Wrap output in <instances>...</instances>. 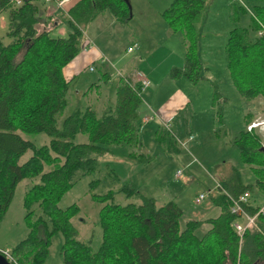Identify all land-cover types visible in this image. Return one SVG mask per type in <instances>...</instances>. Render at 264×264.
<instances>
[{"label": "trees", "instance_id": "1", "mask_svg": "<svg viewBox=\"0 0 264 264\" xmlns=\"http://www.w3.org/2000/svg\"><path fill=\"white\" fill-rule=\"evenodd\" d=\"M44 0H0V13L7 11L9 42L0 40V218L6 211L16 184L38 176V182L23 195L22 204L27 233L10 250L18 264H44L48 246L54 234L60 233L61 264H255L264 263V216L259 215L255 227L246 229L240 239L230 224L238 216L230 213L227 196L247 191L245 210L253 214L258 205L251 195V183H243L234 167L230 175L217 181L219 187L207 197L219 208V214L204 221L189 220L180 227L181 210L173 201L155 206L150 197L139 194L135 188L123 186L126 196L137 195L139 203L124 205L111 202L108 191L91 196L101 203L98 210L100 242L92 250L88 241L77 239V231L70 218L77 213L74 204L60 209L56 206L61 196L71 188L78 174L91 173L96 168L92 153L100 155L109 146L139 144L138 133L142 126V92L138 82L130 85L132 76H118L114 88V103L100 114L89 107L76 109L56 126V114L65 106L69 80L63 68L83 49L86 37L84 28L106 10L119 22L130 18L127 0H77L65 9L69 31L65 37L51 36L57 27L53 20L39 31L37 25L45 23L47 16L37 12V2ZM51 1V0H50ZM206 0H171L159 11L170 32H181L185 52L182 69L172 67V78L183 76L191 83L200 78L201 61L197 46L199 33L196 19L205 7ZM250 8L249 28H231L224 43L225 68L237 94L246 100L264 96V33L249 37L264 26V4ZM241 11L245 12L243 8ZM62 14V15H61ZM59 17V18H60ZM60 23V22H59ZM105 60L100 64L105 67ZM106 71L102 79H108ZM215 94V92H214ZM251 119L244 115L245 124ZM25 134L43 133L49 137L48 145L35 146L22 138ZM85 134L86 142L75 143L76 134ZM154 141L167 153L177 152L175 137L163 126L154 130ZM241 162L254 176L255 186L264 181V151L253 131L243 129L234 138ZM27 150L30 156L18 164V158ZM128 157L140 161L142 155L129 152ZM43 164L50 168L42 171ZM263 203V202H262ZM37 204L40 216L30 221ZM203 223L208 229L196 234Z\"/></svg>", "mask_w": 264, "mask_h": 264}, {"label": "rangeland", "instance_id": "2", "mask_svg": "<svg viewBox=\"0 0 264 264\" xmlns=\"http://www.w3.org/2000/svg\"><path fill=\"white\" fill-rule=\"evenodd\" d=\"M127 1L130 14L127 21H116L108 11L104 10L84 28L86 39L91 38L107 58L106 65L102 67L98 61L92 62L88 57L85 59V52L82 49L65 66L64 75L73 79L69 80L65 106L55 116L58 129L62 119L76 109L89 107L100 114L107 106L114 103V88L118 76H115L116 70L127 75L137 65L144 70L148 69V63L158 60L159 53L153 54V52L159 46L162 40L161 34L163 31L166 32L167 26L155 8H164L161 4H164L165 0L145 1L144 6L152 9L144 8L143 11L137 8L138 0ZM229 1L206 0L203 11L196 19V29L199 33L197 53L202 63L200 76L203 78L193 84L180 77V80L171 86L181 89L188 104L179 108L166 123L163 122L165 125L158 126L165 127L175 137L179 150L173 154L167 153L154 141L153 132L156 127L141 128L139 133L143 134V137L141 139L139 137V140L142 142V148L146 150L145 155L141 152L143 151L141 148L134 149L127 145L109 146L108 150L100 155L92 153L90 157L95 158V170L87 174H78L73 186L57 202L56 206L60 209L72 204L77 206V213L70 218V222L77 231V239L88 241L92 250H95L100 242L97 214L101 203L91 196H100L109 191L111 193L109 200L113 203L120 205L139 203L137 195L126 196L121 190L123 186L133 187L139 194L152 198L155 206L170 200L175 202L181 210L180 227L189 220L204 221L216 216L218 208L212 204L209 197L206 196L198 203H195L194 199L200 193L210 191L212 194L219 178L233 167L241 174L243 183L252 184L251 195H255L260 203L264 202V181L262 185L255 186L254 176L241 162L233 144L234 138L245 128L243 115L249 114L252 120L264 113V96H257L251 100L241 98L226 72L223 49L226 31L233 27L248 29L251 14L245 11L239 14L240 22L230 23ZM245 2L248 4L246 0ZM263 3L264 1L261 4ZM36 4L38 14L42 16L47 4L42 1ZM248 5L252 8L250 3ZM60 12L61 10L55 12L56 16H49L45 23H39L37 29L41 31L44 29L43 24L47 28V23L50 25V22L59 19V25L49 33L53 37H65L69 28L66 19L60 17ZM204 18L205 24L201 28L198 25L199 19ZM62 28L63 33H61ZM7 31L8 17L7 11H4L0 13V40L3 44L9 42ZM168 33V38L163 42L164 47L174 50L178 48L180 51L179 37L185 42L182 33L180 31ZM253 36L254 33L250 32V38ZM133 44H135L133 51H127V47ZM150 54H153V57L151 56L148 61L145 58ZM165 59L166 55L158 61L164 62ZM78 64L79 67L73 77L72 69ZM104 71L110 75L106 81L101 76ZM167 81L168 78L164 77L158 86L150 83L148 89H145L146 92H142L143 107L140 113L142 111L143 114L145 113L146 95L150 92L152 93L150 110L155 109L157 101L169 92ZM218 96L219 99H216ZM217 110L220 113V120L216 117ZM148 119V114L145 113L142 124ZM189 134L190 138H188ZM19 135L35 146L48 145L49 137L43 133L19 132ZM72 141L84 143L86 135L76 134ZM129 152L134 153L135 156L142 153L145 158L140 161L137 157L130 158L127 156ZM30 154L31 151L27 150L18 158L17 163L24 162ZM49 168V165L43 164L41 172ZM36 182L38 176L24 178L16 184L9 205L0 218V248L11 249L26 235L24 216L27 210L22 204V198L24 192ZM30 209L33 210L30 221H34L41 214L37 204L31 205ZM208 227L207 223H203L196 230V234L200 235ZM61 243L60 233L54 234L44 264H61L58 254ZM255 264L264 263L259 260Z\"/></svg>", "mask_w": 264, "mask_h": 264}, {"label": "crops", "instance_id": "3", "mask_svg": "<svg viewBox=\"0 0 264 264\" xmlns=\"http://www.w3.org/2000/svg\"><path fill=\"white\" fill-rule=\"evenodd\" d=\"M75 1H77V0H68L67 3L65 4V9L68 6H70L72 3H74ZM145 1H147V0H138L137 8H139L142 11H143L144 8L152 9V7L151 8H149V7L147 8L146 6H144ZM170 1L171 0H165V2H163L164 4H161L162 5L161 7L165 8ZM246 1L248 2V4L250 3V5H253V4H261L262 1H264V0H246ZM44 4H47V6L44 7L43 16H47V17L56 16L55 12H57L59 10L55 7V4H54L53 0H51L49 2H45ZM229 4H230V13H229L228 21H230V23L240 22L239 14L244 13L243 11H241L240 7L243 8L244 11H246L248 13L250 12V6L248 4H246L245 0H230ZM51 6H52V8H51ZM155 9L157 11V14H159V11L162 10L163 8H157L156 7ZM205 18L204 19H199L198 25H200L201 28H203V26L205 24ZM57 25H59V22H58ZM167 29L168 28L166 27V32L163 31V33L161 34L162 40H161L159 46L157 47V49L154 50V52H153V54H156L157 52L159 53V56L157 57L158 60L161 59V57H164L166 55V59L164 60V62H160L159 63V61L157 60L155 62L148 63L147 64L148 65V69H144V70H142L140 68L141 67L140 65H137V66H135V69H131L130 73L127 74V75H125V74L123 75L118 70L115 71V76H117V75L119 76L120 75V76H125L126 77V76H132L133 72L138 70V71L142 72L145 75V77H147V79L149 80V84L152 83V84L157 85V86L160 85L161 80L164 79V77L168 78L167 85H168L169 92L165 96H163V98L161 100L157 101V103L155 104V109L154 110H150L151 104L149 103V102L152 101V93L150 92L149 94L146 95V104L144 106H145L146 114H148L149 119H148V121H146L145 123L142 124L141 128H146V127L151 126V127H149V129H152L153 126L157 127L158 125H161V124L165 125V124H163V122L166 123L169 119H171L175 115V113L178 111L179 108L183 107L184 104H188V100H187L186 96L184 95V93L181 91L180 88H176L175 86L173 88H171V86H173L176 81L180 80L179 79L180 77L181 78H184V77L183 76H179L177 78H172L171 76H169V71H168V69L170 67L171 68L172 67H176V68L182 69V66H183V55H184V52H185V44H184L183 41H181V38L179 37L178 41L180 43V51H179L178 48L176 50H174L173 48L170 49V48L164 47L163 42L165 41L166 38H168L167 37V36H169L168 32H170L169 29L168 30ZM230 29L231 28H229L226 31V34L228 33V31ZM257 29L253 31L255 37L257 36L256 35ZM250 32H252V30ZM61 33H63V28L61 29ZM171 34H173V33H171ZM249 37H250V33H249ZM87 38H89V37H87ZM86 40H89L90 44H89V47H85L83 49L84 52H85V59L88 57L92 62H94V61L101 62V60H105L106 61L107 58L103 55V52L99 48H97V46L95 45L93 40L91 38L86 39ZM94 48H96V49L93 50ZM132 51H133V49H132ZM153 54H150L145 59L150 61V57L151 56L153 57ZM146 60H145V62H146ZM201 66H202V63H201ZM78 67H79V64L73 67V69H72L73 77H75L74 75L76 74V71H77ZM64 68H63V70H64ZM205 68L207 69V67H205ZM226 72H227V70H226ZM200 73H201V71H200ZM63 75H64V73H63ZM64 77L67 80L73 79V78H68L65 75H64ZM109 77H110V75H108V79H109ZM135 81H137V80L135 79ZM193 84H195V83H193ZM147 89H148V87L146 88V90ZM146 90L144 89L145 92H146ZM216 99H219V96ZM153 111H154L155 115H154ZM244 115H243V120H244ZM143 116H145V114ZM216 117L218 118V120H220L219 110H217ZM256 117H258V115ZM150 122H151V124H150ZM153 134H154V132H153ZM138 135H139L138 138L140 137V139L143 137L142 136L143 134L140 135V133H138ZM189 137H191L190 134H189L188 138ZM141 143H142L141 140H139V144L136 147H134V149H136V148L140 149L141 148L143 150L141 152L144 154L146 150L144 148H142ZM144 155H142L141 158H145ZM230 172H231V170L229 172H226L223 177L229 176ZM223 177H220L219 179H221ZM218 214H219V208L216 211V216ZM210 218H212V217H210Z\"/></svg>", "mask_w": 264, "mask_h": 264}, {"label": "built area", "instance_id": "4", "mask_svg": "<svg viewBox=\"0 0 264 264\" xmlns=\"http://www.w3.org/2000/svg\"><path fill=\"white\" fill-rule=\"evenodd\" d=\"M44 1H50V0H44ZM68 0H53L55 7L62 12H65V4L67 3ZM15 3L18 4L19 0H15ZM258 23V29L256 31L257 36H261L264 33V26ZM89 40H85L84 47H89ZM88 45V46H87ZM135 44L132 46L127 47V51H132L133 47ZM91 69V67H89ZM135 79L137 81H135ZM130 80V85L133 87L136 82L140 85V91L143 92L144 89H146L149 85V80L145 75L136 70L135 73L132 75ZM245 130L246 131H253L256 133L260 140V147L264 151V113L262 115H259L258 117L250 120L248 123L245 125ZM190 138V137H189ZM219 187V184H215V189ZM208 191L207 193H200L198 196L194 199L195 203H198L199 201L203 200L206 196L209 195ZM229 201H230V206H229V211L232 214L237 215L238 217L232 221L230 226L232 227L234 233L238 236L239 242L240 239L246 229L255 227V221L257 216L263 215L264 216V202L261 203L260 205L257 206L255 212L253 214H249L246 212L245 208L247 205H250L248 198H249V193L247 191H244L235 197L227 196ZM0 254L3 255V257L11 264H18L15 260V258L11 254V250L7 248H0Z\"/></svg>", "mask_w": 264, "mask_h": 264}, {"label": "water", "instance_id": "5", "mask_svg": "<svg viewBox=\"0 0 264 264\" xmlns=\"http://www.w3.org/2000/svg\"><path fill=\"white\" fill-rule=\"evenodd\" d=\"M262 149V148H261ZM0 264H11L0 254Z\"/></svg>", "mask_w": 264, "mask_h": 264}]
</instances>
